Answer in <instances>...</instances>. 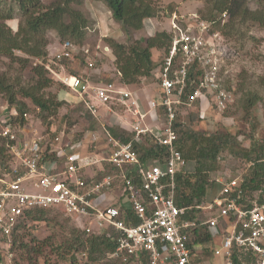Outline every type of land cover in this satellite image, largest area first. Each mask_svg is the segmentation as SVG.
<instances>
[{"label": "built area", "instance_id": "built-area-1", "mask_svg": "<svg viewBox=\"0 0 264 264\" xmlns=\"http://www.w3.org/2000/svg\"><path fill=\"white\" fill-rule=\"evenodd\" d=\"M212 24L198 13L175 10L168 17L171 46L154 73L159 99L147 98L146 107L122 86L117 70L102 82L93 74H98L94 64L88 62L83 76H61L52 66L63 67L61 62L72 61L75 52L71 42L61 44L44 66L50 76L73 93L76 103L83 104L93 118L109 116L116 127L132 133L130 141L121 142L102 124L104 153L96 149L95 135L78 140L69 139L65 130L39 133L27 126V114L24 123L14 122L15 107L0 102V138L12 156V164L0 175V237L8 239L6 247L26 211L52 209L75 221L87 235L115 233V251L107 257L124 263L200 264L202 252L192 244L189 232H202L212 240L220 237V242L213 243V257L222 264H233L234 248L251 251L258 264H264V203L258 198L264 184L252 197L245 196L241 187L255 162L244 163L220 182L216 195L205 203L179 208L174 201L175 175L187 168L175 147L177 109L193 108L205 99L224 114L233 102L232 93L218 80L227 52L221 48V34L212 32ZM101 51L111 53L105 44ZM192 65L200 75L193 92L185 95ZM159 107L164 109L163 121L157 115ZM144 137L166 151L156 161L141 159L137 147ZM257 163L264 167V158ZM6 258L10 263L8 251Z\"/></svg>", "mask_w": 264, "mask_h": 264}, {"label": "trees", "instance_id": "trees-1", "mask_svg": "<svg viewBox=\"0 0 264 264\" xmlns=\"http://www.w3.org/2000/svg\"><path fill=\"white\" fill-rule=\"evenodd\" d=\"M102 3L111 13L112 19L121 26L126 39L125 43H118L111 38H106L103 43L107 45L113 57L115 70L121 74V84L125 88L138 86L142 80L154 76L155 71L161 67L171 46V37L166 31H157L145 42L135 38L136 33L144 27V21L159 18L160 8L158 0H92ZM164 7L163 13L167 18L177 10L174 0ZM207 17L201 11L197 13L208 22H212V32H219L223 37L230 38L234 27L240 23H254L264 29V0H258L257 8L250 10L242 6L240 0H206ZM259 3L260 7H259ZM83 0H54L48 5L42 0H0V60H6L14 65L20 74L19 78L11 79L0 72V102L7 103L17 110L18 116L14 122L24 123V115L27 114L29 101L45 114L44 120L65 105V102L57 98L61 83L56 82L45 69L50 61L47 47L51 44L48 38L50 32H55L61 42L69 41L79 48L85 45L86 31L93 28V21L80 7ZM178 11V10H177ZM179 12V11H178ZM228 15L225 21L223 15ZM163 15V14H162ZM18 19V27L13 31L7 24L8 21ZM232 21H237L232 23ZM162 52V59L155 63L151 59V51ZM21 54L20 55H18ZM34 61L36 65L33 66ZM62 66H69V61H62ZM59 70L58 66H52ZM28 69V82L23 84L21 73ZM79 76L78 73L72 72ZM200 75L197 66L192 65L188 74L185 95H189L195 89V83ZM264 89V78L260 81ZM64 88V86L62 85ZM56 88L53 94L50 90ZM65 89V88H64ZM227 89V88H226ZM242 110L252 114L254 107L260 98L256 93L246 92L243 96ZM158 100V96L151 97ZM242 101V100H241ZM199 102L195 111L179 107L176 112L173 128L177 134L176 149L181 153L186 165L192 163V169H184L182 173L175 175L174 201L177 207H195L206 202L207 191L212 184L209 182L210 174L219 169L217 157L224 153L240 156L241 167L249 161L255 165L248 169L243 176L241 187L245 196L252 197L264 184V167L257 163L264 158V146L259 149L256 138L251 139L248 148H244L237 141L235 135L227 131L205 133L193 129L194 122H200ZM74 110L85 111L87 118L92 121L91 130L95 127V120L85 110L83 104L76 103ZM228 110L224 112L226 115ZM157 115L161 121L164 119V109L159 107ZM256 119V118H254ZM52 125V124H51ZM48 121L47 129L51 126ZM253 132L256 127L252 126ZM108 132L115 139L126 142L132 139L131 134L118 127H108ZM254 135V134H253ZM255 136V135H254ZM144 143L137 147L142 160L159 159L166 151L154 144L150 137L144 139ZM44 160L48 157H43ZM12 164V156L6 146L5 140L0 138V175L2 171ZM222 169V168H221ZM259 201L264 203V191L258 195ZM52 209H34L26 211L17 221L9 239L8 252L12 254L10 264H51L50 256L67 262V264H79V258L83 264H129L118 259L107 260V255L112 254L116 247L115 233L110 236L105 234L87 235L84 231L73 225L63 226L59 222L49 218L48 213ZM62 215V214H61ZM193 212L188 213L191 217ZM64 216V215H63ZM66 222L70 219L65 218ZM64 220V222H65ZM47 223L53 225L51 236L44 240H37L32 228L35 224ZM60 235V236H59ZM59 236V237H58ZM192 244L201 247L202 259L213 257L214 244L207 233L189 232ZM2 242L8 239L0 237ZM191 243V242H190ZM106 262L101 263V261ZM0 254V264H3ZM233 264H258L256 256L249 250L233 249Z\"/></svg>", "mask_w": 264, "mask_h": 264}, {"label": "rangeland", "instance_id": "rangeland-1", "mask_svg": "<svg viewBox=\"0 0 264 264\" xmlns=\"http://www.w3.org/2000/svg\"><path fill=\"white\" fill-rule=\"evenodd\" d=\"M54 0H42L43 4L48 5ZM175 5H177V10L181 14L188 13H197L201 11V13L207 17V2L206 0H174ZM92 0H83V5L80 9L86 13L93 23V28L90 31H86V40L85 45L82 47L75 46L74 47V58L70 61L69 66L59 67L61 76L65 74H72V72L83 73L85 69H87V63L92 62L94 67L96 68L98 74H95V78L104 82V80L110 79V75L115 73V67L113 66L110 57L107 58L106 55H102L101 46L100 49H96V46L99 44V41L102 39V33H104V29H109L108 32L114 31V28L110 25V22L115 23V27L119 24L116 23L112 18L109 17L107 12L102 8L101 11L99 8H96L95 4ZM168 0H158L157 4L160 10L159 18L156 20V26L152 31L154 35L157 31L168 30V18L167 15L163 13L164 7L168 4ZM242 6L249 7L250 10H254L257 8L258 0H240L239 2ZM259 3V7H260ZM105 8V7H104ZM99 12L104 15L102 20H99ZM163 14V15H162ZM101 16V18H102ZM228 15L224 17V20H228ZM112 19V21H111ZM149 20V19H148ZM147 21V20H145ZM144 21V22H145ZM18 19L8 21V26L15 31L18 27ZM237 21H232L235 23ZM111 34V33H110ZM124 35V34H123ZM152 35V36H153ZM222 36V35H221ZM48 38L51 40V44L47 47V51L55 54V48L60 47L63 42L57 37L55 32H50L48 34ZM107 38V37H106ZM135 38L145 42L147 37L142 30L136 33ZM113 39V37L111 38ZM104 40V39H103ZM102 40V42H103ZM116 42L118 40L113 39ZM120 40V39H119ZM126 41L125 37L120 41V43L124 44ZM65 42V41H64ZM101 42V43H102ZM221 48L226 51L225 62L221 66L218 80L220 84L227 88L233 96V102L231 106H229L228 112L226 115L221 114V112L217 111L212 104L208 100L202 99V104L200 102L201 108H199L200 112V122H194L193 129L195 131H201L205 133H214L216 131H227L232 135H235L237 141L244 148H248L251 144V139L257 140L259 143V149L264 146V89L260 86V81L264 78V29L258 27L254 23L246 22L240 23L234 27L232 31V35L230 38L221 37L220 40ZM55 45L53 50H48L49 47ZM82 49V51H81ZM83 50H88L89 53H85ZM158 51V50H157ZM96 53L101 54V56L96 55ZM158 59L156 62H160L162 59V52L158 51ZM21 56V54L18 53ZM52 55V57H53ZM111 56V55H110ZM99 57V58H98ZM101 57V58H100ZM112 57V56H111ZM103 58V59H102ZM113 58V57H112ZM37 62L34 61L33 66H35ZM100 64L104 67L102 69ZM104 64V65H103ZM0 72L7 75L11 79L19 78L20 74L19 70L16 69L14 65L9 64L6 60H0ZM28 69L21 73L20 78L22 79L23 84L28 82ZM81 76V75H80ZM54 79V78H53ZM59 83L58 80L54 79ZM136 90L143 98L144 106L146 105L145 101H147L146 96L153 97L158 93V86L156 78L151 75L148 79L142 80L138 86H133L132 88ZM53 94L56 92V88H52L50 90ZM246 92L256 93L260 101L254 107L252 114H248L242 110L243 96ZM64 97H70L72 102L67 103L63 100ZM57 98L62 99L65 102V105L57 112L56 115L51 116L48 120H44L45 114H41L38 109H35L29 101L26 102L28 106L26 124L28 127L32 126L33 129H36L37 132H49L51 129H56L58 132L65 130L67 133V137L69 139H79L84 136L89 137L91 135H95L98 143L96 149L99 153H104V146L106 144L105 135L103 130L101 129V125H105L106 130L108 131V127H116L115 122L112 121L109 116H102V118H98L99 120L93 118L95 120V127L91 130L92 121L87 118V114L85 111L79 112L74 110L75 108V99L76 96L68 92L61 85L59 92L57 93ZM75 98V99H74ZM68 99V98H66ZM242 100V101H241ZM189 111H195L196 109L190 108L187 109ZM119 115L124 116L121 111H117ZM256 118V119H254ZM48 121L51 126L47 129ZM256 127L255 132L252 130V126ZM126 134H131L128 131H125ZM255 136H254V135ZM143 138V143L144 139ZM90 147V146H89ZM241 157L236 156L234 153L232 154H222L217 157L219 163V169L212 172L210 174L209 182L212 184L207 191L206 201L211 199V196L216 195L219 190L220 182L224 181L226 178L233 175L236 170L241 167ZM192 163H188L187 171L191 170ZM222 168V169H221ZM210 194V195H209ZM209 195V197H208ZM60 211H51L48 213L49 218H52L58 221V224L63 226L73 225L76 227V222L73 220H69L66 222L65 216ZM65 220V222H64ZM35 227L32 228V233L37 240H44L53 234L57 229H53V225H49L47 223H39L35 224ZM77 228V227H76ZM60 236V235H59ZM58 236V237H59ZM8 251V247H6L5 243L0 240V254H2L3 264H10L8 258H6V252ZM51 264H67V262L57 258L54 255H49ZM203 255H199V263L203 264H217L215 261V257L201 258ZM107 260H110L106 257ZM218 262L221 259H216ZM79 264H83L84 262L79 258ZM106 262V260L101 261V263ZM221 263V262H220ZM219 264V263H218Z\"/></svg>", "mask_w": 264, "mask_h": 264}, {"label": "crops", "instance_id": "crops-1", "mask_svg": "<svg viewBox=\"0 0 264 264\" xmlns=\"http://www.w3.org/2000/svg\"><path fill=\"white\" fill-rule=\"evenodd\" d=\"M94 2V1H93ZM93 4H95L96 6V8H99L101 11H103L102 10V8L105 10V12H107V14L109 15V17L110 18H112V16H111V13L108 11V9L102 4V3H100V2H94ZM105 7V8H104ZM99 20H102L103 18H104V15L102 16V13L101 12H99ZM101 16H102V18H101ZM111 21H112V19H111ZM109 23H110V25L112 26V28H114V31L112 30V31H110V32H108L109 31V29H104V33H102V36H101V40L99 41V44L97 45V46H100L101 44H103V42H102V40L104 39V38H112L113 37V39H116V40H118L117 42L118 43H120V41L123 39V32H122V29H121V26L120 25H118V26H116L115 27V23L112 21V22H110L109 21ZM156 20H154V19H149V20H147V21H145L144 22V27H143V29H142V33H144L145 34V36L147 37V39L148 38H150V37H152V31L154 30V28H155V26H156ZM111 33V34H110ZM120 39V40H119ZM102 42V43H101ZM55 48V45H53V46H51V47H49L48 48V50H53ZM56 50V52H58L59 51V49H60V47H56L55 48ZM55 52V53H56ZM49 54V57H52V55H53V51L52 52H49L48 53ZM96 55H99V56H101V54H99V53H96ZM102 55H106L107 56V58L108 57H110V59H111V62H112V64H113V58L111 57L112 55H111V53L110 54H104V53H102ZM111 55V56H110ZM158 55H159V53H158V51L157 50H152L151 51V59H152V61L153 62H155V63H157L156 62V60L158 59ZM99 58V57H98ZM101 58V57H100ZM103 59V58H102ZM104 65V64H103ZM113 66H114V64H113ZM100 67L102 68V69H104V67L100 64ZM115 69V68H114ZM105 70V69H104ZM86 71H87V69H85V71L83 72V73H80V75L81 76H83L85 73H86ZM79 73V72H78ZM79 75V76H80ZM111 76V75H110ZM129 91H131V92H133V93H135L136 95H137V97L139 98V101H141L142 102V105L144 106V101H143V98H142V96L136 91V90H133V89H128ZM155 96H157V93H156V95ZM66 98H68V99H66ZM146 98H149V99H152L150 96H146ZM75 99V98H74ZM59 100L60 101H65V102H67V103H71L72 102V100H71V98L70 97H64L63 98V100L62 99H60L59 98ZM76 99H75V103H76ZM144 107H146V105L144 106ZM199 108H201V106H199ZM102 113V112H101ZM81 138H79L78 140H80ZM190 169H192V167L190 168ZM210 195V194H209ZM209 195H208V197H209ZM215 195H213V196H211V199L214 197ZM213 242L212 243H214V244H216V243H218V242H220V237H217L216 239H214V240H212ZM199 248H200V251H201V247L199 246ZM202 252V251H201ZM202 258V257H201ZM214 258V257H213ZM217 259V258H216ZM215 259V261L217 262V264L219 263V264H222V262L220 263V262H218L217 260ZM203 264H205L204 262H203Z\"/></svg>", "mask_w": 264, "mask_h": 264}, {"label": "clouds", "instance_id": "clouds-1", "mask_svg": "<svg viewBox=\"0 0 264 264\" xmlns=\"http://www.w3.org/2000/svg\"><path fill=\"white\" fill-rule=\"evenodd\" d=\"M162 31H165V30H162ZM167 32V31H166ZM104 39H106V38H104ZM50 58H52V57H50ZM59 71V70H58Z\"/></svg>", "mask_w": 264, "mask_h": 264}]
</instances>
